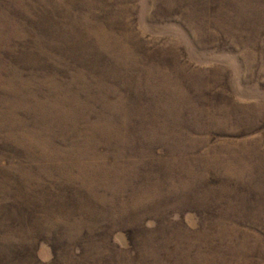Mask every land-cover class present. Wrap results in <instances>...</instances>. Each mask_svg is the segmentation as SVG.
<instances>
[{
    "label": "rangeland",
    "instance_id": "rangeland-1",
    "mask_svg": "<svg viewBox=\"0 0 264 264\" xmlns=\"http://www.w3.org/2000/svg\"><path fill=\"white\" fill-rule=\"evenodd\" d=\"M0 264H264V0H0Z\"/></svg>",
    "mask_w": 264,
    "mask_h": 264
}]
</instances>
